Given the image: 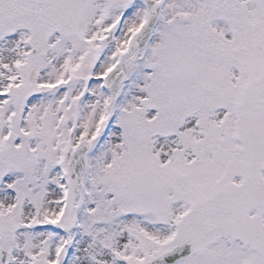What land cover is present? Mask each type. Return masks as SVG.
Returning a JSON list of instances; mask_svg holds the SVG:
<instances>
[{"label": "rangeland", "instance_id": "1", "mask_svg": "<svg viewBox=\"0 0 264 264\" xmlns=\"http://www.w3.org/2000/svg\"><path fill=\"white\" fill-rule=\"evenodd\" d=\"M79 1L0 0V264L56 263L67 132L76 120V138L94 133L108 99L100 77L144 17L137 0L91 12L92 0ZM221 1L166 0L95 149L100 158L88 159L63 264H140L185 240L208 248L174 264H254V248L264 261V192L253 178L243 184L240 128L264 90V44L222 38ZM127 11L96 59L100 24ZM250 16L264 35V4ZM222 231L250 240L252 252Z\"/></svg>", "mask_w": 264, "mask_h": 264}, {"label": "water", "instance_id": "2", "mask_svg": "<svg viewBox=\"0 0 264 264\" xmlns=\"http://www.w3.org/2000/svg\"><path fill=\"white\" fill-rule=\"evenodd\" d=\"M141 1L147 9L146 20L141 25L139 31L130 38L127 48L120 52L114 67L102 78L103 87L110 94L107 116L100 122L95 135L80 138L76 144L70 146L65 153L64 173L67 188L66 200L62 214L59 220L55 223L58 230L64 232L67 236L66 244L63 247V254L68 247L70 232L74 226L75 212L81 200L83 188L82 175L86 168V158L102 137L113 116L114 105L120 93L121 87L126 81L127 72L132 61V55L142 49L149 40L158 19L160 9L165 2V0ZM107 39H109V37H107ZM75 128L76 123L73 124L69 133V140H72ZM189 252V244L185 243L177 245L143 264H170L187 256ZM62 260L63 257L61 258V262Z\"/></svg>", "mask_w": 264, "mask_h": 264}, {"label": "flooded vegetation", "instance_id": "3", "mask_svg": "<svg viewBox=\"0 0 264 264\" xmlns=\"http://www.w3.org/2000/svg\"><path fill=\"white\" fill-rule=\"evenodd\" d=\"M260 3L264 4V0H222L221 7H219L222 9L221 14H219L221 16V25L223 26L221 37L231 41H237V44L241 45L240 42L245 40V36H252L250 41L254 44H264V35H261L259 23H256L255 18L250 16L253 14L259 16ZM209 21L211 20L206 19L207 24ZM219 36L220 34L217 35V37ZM221 43L223 44L224 41H221ZM239 52L244 51L243 49L236 51L235 55ZM248 56L249 53L246 58ZM254 106H259L257 110L260 109L262 111L264 109V90L255 99ZM260 261L257 264H261Z\"/></svg>", "mask_w": 264, "mask_h": 264}, {"label": "bare ground", "instance_id": "4", "mask_svg": "<svg viewBox=\"0 0 264 264\" xmlns=\"http://www.w3.org/2000/svg\"><path fill=\"white\" fill-rule=\"evenodd\" d=\"M12 35L8 36L6 39H9V40H12ZM140 56V52H137L135 53L133 56H132V60L133 59H137L139 58ZM134 76V70L133 68L129 71L128 73V78H132ZM100 158V154L97 150H93L89 156V159H93V160H97ZM50 193V192H49ZM2 198H5V196L3 195Z\"/></svg>", "mask_w": 264, "mask_h": 264}]
</instances>
